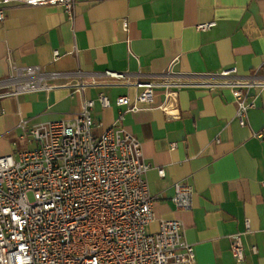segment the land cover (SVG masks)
<instances>
[{
  "label": "crops",
  "instance_id": "1",
  "mask_svg": "<svg viewBox=\"0 0 264 264\" xmlns=\"http://www.w3.org/2000/svg\"><path fill=\"white\" fill-rule=\"evenodd\" d=\"M4 13L0 79L12 66L33 65L70 76L80 72L87 80L106 70L131 81L156 79L169 69L203 75L234 66L246 76L261 67L264 74V0H76L73 19L60 5L11 4ZM209 22L215 25L197 28ZM137 92L96 78L76 93L59 87L2 98L0 155L30 146L19 138L20 119L29 124L68 119L88 98L94 101V132L100 134L117 122L122 110L117 97ZM99 93L109 107L102 106ZM256 104L240 126L229 89H157L152 104L122 113L118 122L141 143L150 165L145 180L155 197L156 221L149 230L156 231L161 219L180 220L194 264H264V137L255 135L264 134V91ZM178 182L192 188L188 209L174 205ZM236 233H242L243 261L231 252Z\"/></svg>",
  "mask_w": 264,
  "mask_h": 264
},
{
  "label": "built area",
  "instance_id": "2",
  "mask_svg": "<svg viewBox=\"0 0 264 264\" xmlns=\"http://www.w3.org/2000/svg\"><path fill=\"white\" fill-rule=\"evenodd\" d=\"M11 4L60 5L73 19L76 0H0V20ZM214 25L202 23L197 28ZM58 55L54 51V58ZM261 70L240 76L234 66L203 75L169 69L156 79L131 81L126 74L109 70L87 80L80 72L70 76L37 65L12 66L0 79V99L59 87L76 93L96 78L120 81L138 92L117 97L116 104L122 107L117 122L100 134L94 132V101L88 98L68 119L34 124L20 119L19 138L30 146L0 155V264H194V249L184 238L180 220L161 219L156 231L149 230L156 221L155 197L145 180L150 165L144 161L141 143L118 122L122 113L152 104L157 89L201 87L229 89L236 103L235 119L245 126L248 111L257 107L258 93L264 91ZM98 99L103 107L110 106L103 93ZM164 172L158 169L159 176ZM192 193L188 184L176 183L175 207L190 208ZM231 252L237 261L244 260L242 233L233 235Z\"/></svg>",
  "mask_w": 264,
  "mask_h": 264
},
{
  "label": "rangeland",
  "instance_id": "3",
  "mask_svg": "<svg viewBox=\"0 0 264 264\" xmlns=\"http://www.w3.org/2000/svg\"><path fill=\"white\" fill-rule=\"evenodd\" d=\"M15 148V146H13V149ZM28 197L30 198V199H32V196L31 195H28Z\"/></svg>",
  "mask_w": 264,
  "mask_h": 264
}]
</instances>
